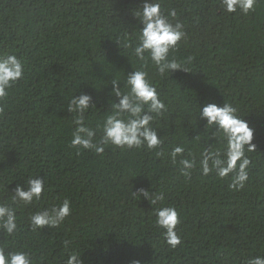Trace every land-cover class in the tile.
Masks as SVG:
<instances>
[{"label": "trees", "instance_id": "16d2710c", "mask_svg": "<svg viewBox=\"0 0 264 264\" xmlns=\"http://www.w3.org/2000/svg\"><path fill=\"white\" fill-rule=\"evenodd\" d=\"M145 2L155 0H0V55L16 54L26 65L0 116V199L12 200L18 186L27 190L28 179L48 178L45 197L17 213L16 237L0 230V246L8 239L9 250L30 251L35 264H65L74 250L83 264H244L264 256V0L247 15L226 13L220 0H164L187 32L174 55L191 57L194 70L156 78L170 104V115L154 125L165 156L112 146L77 155L69 147L75 114L68 98L91 97L93 127L119 103L112 81L119 76L123 90L135 68L116 38L143 27L134 13ZM209 102L233 103L254 129L244 191L198 169L185 180L167 157L174 143L193 152L216 147L218 129L186 111ZM141 188L164 192L180 212L176 249L155 226L150 201L129 195ZM64 198L73 214L58 228L32 231L29 216ZM65 240L73 242L68 250Z\"/></svg>", "mask_w": 264, "mask_h": 264}, {"label": "clouds", "instance_id": "9594fccd", "mask_svg": "<svg viewBox=\"0 0 264 264\" xmlns=\"http://www.w3.org/2000/svg\"><path fill=\"white\" fill-rule=\"evenodd\" d=\"M164 0L145 2L134 15L143 25L134 35L123 31L116 40L129 54L135 71L125 80V88L119 87L120 77L112 81L113 95L119 97V103H112L113 111L93 127L89 123V113L93 110L89 95L75 94L68 98V111L75 114L69 147L79 155L82 151H94L102 155L107 146L120 150H140L147 148L158 157L165 156V140L160 138L154 125L170 115V104L162 98L157 77L166 80L171 72L182 70L193 72L192 58H178L174 53L187 37L184 23L177 18L175 9L163 7ZM258 0H220L222 9L228 14L237 11L247 15L255 11ZM25 61L13 53L0 55V116L5 114L7 100L12 89L25 76ZM179 91V89H178ZM186 111L199 112L206 120L209 129H218V144L209 150L200 148L193 152L185 143H174L167 157L185 180H191L194 170L204 177L214 176L227 181L228 190L241 192L251 182L250 172L254 167L251 153H256L254 129L244 119L240 109L231 102L223 106L215 102L206 103L202 109L186 105ZM202 138V137H201ZM201 138L196 141L201 142ZM187 152L188 158H184ZM30 177L32 175H29ZM35 176V175H34ZM47 180L28 179V188L17 187L12 200L0 199V230H5L7 238L14 239L19 232L20 218L17 215L22 206L32 205L42 200L48 192ZM132 199L146 198L153 205L154 224L161 230L164 242L176 249L182 244V235L178 231L183 223L180 212L174 205L166 203L164 192H150L143 188L131 189ZM73 214L72 201L64 198L62 202L50 207L38 209L29 216L32 231L45 227L58 228ZM70 243L64 241V249ZM0 264H35L30 251L9 250V240L0 246ZM65 264H83L81 253L72 251ZM135 264H140L136 261ZM244 264H264V256L246 259Z\"/></svg>", "mask_w": 264, "mask_h": 264}]
</instances>
